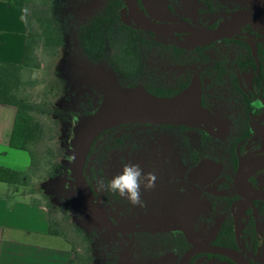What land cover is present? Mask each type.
I'll use <instances>...</instances> for the list:
<instances>
[{
  "label": "flooded vegetation",
  "instance_id": "1",
  "mask_svg": "<svg viewBox=\"0 0 264 264\" xmlns=\"http://www.w3.org/2000/svg\"><path fill=\"white\" fill-rule=\"evenodd\" d=\"M138 3L144 15L152 20L189 22L210 28L225 27L231 20L227 17L233 12L257 6L244 5L243 0H138ZM124 13L128 18L127 11ZM260 30L257 24H250L232 38L217 41L198 39L192 34H172L187 35L184 54L177 56L174 64L170 59L157 75L165 85L183 79L186 86L177 93L198 75L209 122L200 128L135 126L169 130L185 127L184 131L198 134L199 146L205 151L191 155L192 162L183 182L173 181L171 169H165L173 158L166 154L165 168L156 172V187L151 191L141 189L144 207H134L118 194L97 188L99 180L107 181L115 176L117 160L113 155L124 145L123 139L113 140L112 134L131 125L107 131L104 156L107 169L102 175L94 167L89 172V184L95 196L102 200V203L88 200L89 220L104 223L114 235L135 237V257L139 264H180L182 257L195 247L229 249L246 264H264V200L248 199L236 186L238 171L264 158V39ZM68 143L71 149V139ZM184 146L190 150L191 141L185 140ZM205 158L220 166L219 173L211 176L210 182L191 180V170ZM243 187H251L252 194L264 192V168L252 173ZM187 264L240 263L224 254L203 251L191 257Z\"/></svg>",
  "mask_w": 264,
  "mask_h": 264
},
{
  "label": "rangeland",
  "instance_id": "2",
  "mask_svg": "<svg viewBox=\"0 0 264 264\" xmlns=\"http://www.w3.org/2000/svg\"><path fill=\"white\" fill-rule=\"evenodd\" d=\"M243 1L244 5L251 6L264 2ZM105 2L106 0H84L75 4L76 8L72 10L78 15L87 13V9L89 13H94ZM58 11L63 12V7L54 6L48 0H30L28 6L30 26L37 37L34 61L24 77L22 94L27 103L40 106L39 109H42V102L50 104L51 108H55V114L47 116L37 111L33 113L41 122L44 135L42 137L41 134L31 146V153L24 152L31 164L29 178L21 189L23 193L34 194L36 200L50 208L52 224L62 235L50 243L69 250L74 260L72 264H139L135 257V237L128 234L120 236L119 233L114 235L104 223L89 221L91 205L81 192L72 188V181L69 179L68 155L71 149L68 141L73 134L75 119L81 113L98 107L104 89L109 87L105 85L107 78L102 79V74L114 76V73L105 63L89 62L76 44L78 37L75 31L67 34L61 47L53 48L45 44L38 16L45 12L56 17L60 15L57 14ZM233 13L227 18L232 19ZM112 136L113 140H124V145L113 155L117 160L115 175L121 172L125 163L138 164L144 172H157L167 164L164 163V156L171 154L172 164L166 165L165 169H171L173 181L183 182L192 162L191 155L205 151L199 146V137L194 131L134 126L121 127ZM107 139L105 135L98 141L93 156L102 171L107 169L104 161V144ZM185 140L191 141L190 150L184 146ZM13 163V158L8 159L6 167L18 170L19 165ZM66 180L69 182L65 185ZM114 207L118 209L119 205Z\"/></svg>",
  "mask_w": 264,
  "mask_h": 264
},
{
  "label": "trees",
  "instance_id": "3",
  "mask_svg": "<svg viewBox=\"0 0 264 264\" xmlns=\"http://www.w3.org/2000/svg\"><path fill=\"white\" fill-rule=\"evenodd\" d=\"M20 1L27 6L30 4V0ZM49 1L54 6L63 7V12L58 11L57 14L60 15H56V17H52L45 12L38 16V21L42 25V39L45 44L53 48L61 47L64 45L68 33L77 32L78 40H76V44L83 51L89 62L93 64L105 63L114 73V76L106 73L102 74V79L107 78L106 82H104L105 85L128 87L141 84L157 96H172L186 86L183 79H179L176 84H162L157 72L162 69L163 65L170 63V59L173 63L177 56L184 54V43L187 35H158L144 31L132 23H125L122 19V13L127 11L124 0H106L105 4L94 13H89L87 9V13L84 12L82 15L75 13L72 8H76L75 4L82 3L84 0ZM259 4H264V2H259ZM28 20L30 25L29 17ZM260 31L264 39V33L262 30ZM36 37L30 26L25 58L21 65L0 63V104L12 105L17 108V117L10 145L12 148L29 153H31V146L41 137V134L42 137L44 135L41 122L33 114L34 111L47 116L55 114V108H51L50 104L42 102V109H39L40 106L27 103L26 98L22 94V88L25 83L24 77L27 71L31 69L34 61ZM95 110H87L80 115L89 114ZM170 128L183 132L187 130L185 127ZM106 133L95 141L89 155L86 166V176L89 183L91 181L89 172L92 169H97L101 175L103 173L97 162L93 160V156L96 144ZM123 142L124 140L121 143ZM104 146L105 156L107 146L106 144ZM69 157L70 155H68V159ZM29 175L28 171L21 172L0 166L1 183L23 186L26 184ZM69 175L70 181H73L70 169ZM67 182L69 181L66 180L65 185ZM82 195L86 198L84 194ZM117 199L119 198L117 197ZM99 214L104 216L101 210H99ZM85 216H87L86 212ZM51 232L56 236L62 237L54 224H52ZM73 261V259L70 260L69 264H72Z\"/></svg>",
  "mask_w": 264,
  "mask_h": 264
},
{
  "label": "water",
  "instance_id": "4",
  "mask_svg": "<svg viewBox=\"0 0 264 264\" xmlns=\"http://www.w3.org/2000/svg\"><path fill=\"white\" fill-rule=\"evenodd\" d=\"M124 1L128 13V18L125 13L122 14L124 22L133 23L144 31L158 35L192 34L198 39L217 41L232 38L247 25L259 26L260 23L264 25V4L234 12L233 18L225 27L210 28L189 22L155 21L144 15L138 0ZM252 45L257 51L254 43ZM202 92V82L198 75H195L191 83L182 91L170 97L157 96L141 85L105 88L96 110L80 115L73 129L70 152V156L75 155V160H70L72 188L84 194L88 200L102 203V200L95 196L86 176L87 162L95 141L105 132L122 125H172L200 128L209 122L208 110L202 103ZM262 168H264V158L243 166L238 171L236 186L242 196L248 199L264 200V192L252 194L243 187L244 181ZM219 171L220 166L217 163L205 158L191 170L190 179L203 183L209 181V178L211 176L213 178ZM203 251L224 254L234 258L240 264H246L236 252L217 247L192 248L182 257L180 264H187L191 257Z\"/></svg>",
  "mask_w": 264,
  "mask_h": 264
},
{
  "label": "crops",
  "instance_id": "5",
  "mask_svg": "<svg viewBox=\"0 0 264 264\" xmlns=\"http://www.w3.org/2000/svg\"><path fill=\"white\" fill-rule=\"evenodd\" d=\"M28 6L0 0V63L21 65L29 34ZM17 108L0 104V166L12 159L17 171H28L31 160L10 145ZM16 170V169H15ZM0 182V264H69L71 252L52 245L50 208L22 186ZM61 238V236H60ZM51 244V245H50Z\"/></svg>",
  "mask_w": 264,
  "mask_h": 264
},
{
  "label": "clouds",
  "instance_id": "6",
  "mask_svg": "<svg viewBox=\"0 0 264 264\" xmlns=\"http://www.w3.org/2000/svg\"><path fill=\"white\" fill-rule=\"evenodd\" d=\"M75 160V155L69 157ZM158 177L155 171L146 173L138 164L125 163L121 172L107 181L97 182L99 191L118 194L125 198L132 206L144 207L145 201L141 198V189L151 191L156 187Z\"/></svg>",
  "mask_w": 264,
  "mask_h": 264
},
{
  "label": "bare ground",
  "instance_id": "7",
  "mask_svg": "<svg viewBox=\"0 0 264 264\" xmlns=\"http://www.w3.org/2000/svg\"><path fill=\"white\" fill-rule=\"evenodd\" d=\"M259 27H260L261 29L264 30V25H263V23H260V24H259ZM247 189H248V190H247ZM246 190L249 191V192H254V190H252L251 187H250V188H249V187L246 188Z\"/></svg>",
  "mask_w": 264,
  "mask_h": 264
}]
</instances>
